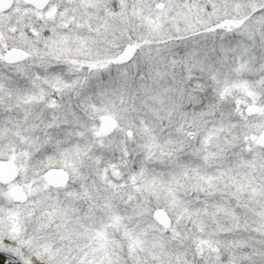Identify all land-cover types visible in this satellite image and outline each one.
I'll list each match as a JSON object with an SVG mask.
<instances>
[{
    "label": "snow or ice",
    "instance_id": "obj_1",
    "mask_svg": "<svg viewBox=\"0 0 264 264\" xmlns=\"http://www.w3.org/2000/svg\"><path fill=\"white\" fill-rule=\"evenodd\" d=\"M0 264H264V0H0Z\"/></svg>",
    "mask_w": 264,
    "mask_h": 264
}]
</instances>
